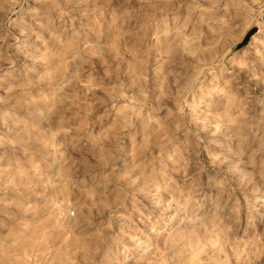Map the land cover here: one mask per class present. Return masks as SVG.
<instances>
[{
    "label": "rangeland",
    "instance_id": "rangeland-1",
    "mask_svg": "<svg viewBox=\"0 0 264 264\" xmlns=\"http://www.w3.org/2000/svg\"><path fill=\"white\" fill-rule=\"evenodd\" d=\"M0 264H264V0H0Z\"/></svg>",
    "mask_w": 264,
    "mask_h": 264
}]
</instances>
